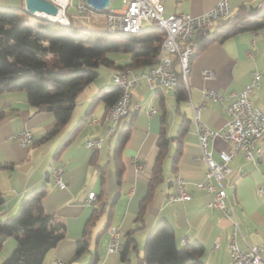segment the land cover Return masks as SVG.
I'll use <instances>...</instances> for the list:
<instances>
[{
    "label": "crops",
    "instance_id": "crops-1",
    "mask_svg": "<svg viewBox=\"0 0 264 264\" xmlns=\"http://www.w3.org/2000/svg\"><path fill=\"white\" fill-rule=\"evenodd\" d=\"M24 1L0 0V4L17 7L24 6ZM53 1L76 26L107 30L106 11L82 10L80 2L86 0ZM218 1L163 0L164 13L199 14ZM229 1L234 15L241 6H257L264 0ZM227 20L219 19L215 26ZM111 58L116 64L129 62L126 55ZM102 67V73L99 70L98 77L80 93L71 119L48 138L46 134L56 125L53 112L38 110L30 103L26 90L0 94V194L4 198L0 218L15 215L22 197L45 185L44 210L65 224L66 234L47 251L43 264H86L94 253L99 257L97 264H143L146 238L162 220L173 226L178 247L199 242L205 247L201 256L205 264H230L231 222L210 205L211 195L197 186L205 176L207 164L201 159L192 103L201 102L205 88L218 90L225 96L223 101L208 100L202 118L212 128H226V106L252 82L254 71L264 70V28L245 30L222 41L207 43L192 59L186 99L179 100L174 87L151 90L146 79L139 78V85L132 91L129 113L112 130L106 119L107 103L94 99L100 90L113 87L112 71L116 68ZM204 70L213 73L205 75ZM250 97L264 109V73ZM151 109L155 111L150 113ZM92 117L96 119L94 122L90 121ZM24 128L33 134L30 145L13 138L15 132ZM162 130L169 138L161 158L163 180L147 197L154 167L163 152L159 143ZM122 132H128V136L121 144ZM69 136L71 140L60 148ZM89 139H100V146L88 147ZM230 146L229 142L216 138L212 144L213 157L219 160L220 150H228ZM256 146L264 152V132ZM255 157L257 161L245 158L241 152L234 156L225 184L240 223L241 233L237 237L240 248L260 245L264 258V161L258 151ZM55 166L64 169V187L55 183L52 175ZM176 173L188 180L190 201L170 199L176 192L173 179ZM89 191L98 196L92 205L85 204ZM95 210L100 213L90 228L89 247L75 255L77 240L83 236ZM107 225L120 228L121 248L117 252L107 250ZM130 231L132 244H129ZM15 247L16 239L9 237L0 251V262Z\"/></svg>",
    "mask_w": 264,
    "mask_h": 264
},
{
    "label": "trees",
    "instance_id": "trees-1",
    "mask_svg": "<svg viewBox=\"0 0 264 264\" xmlns=\"http://www.w3.org/2000/svg\"><path fill=\"white\" fill-rule=\"evenodd\" d=\"M261 28H264V1L257 6L243 5L225 23L197 33L198 52L213 40L222 41L239 32ZM163 37L164 31L151 25L138 32L111 33L78 27L72 20L69 24H62L58 20L31 14L23 5L0 4V94L26 90L30 103L38 110L53 112L56 125L46 134L45 138H48L71 119L80 93L98 77L102 66L145 71L156 63ZM113 51L127 53L129 62L116 64L109 56ZM174 88L179 100L186 99L187 89L182 79ZM120 94V87L113 85L100 90L94 102L101 99L110 105ZM127 136L128 132H122L119 142L122 144ZM168 139L162 130L159 143L163 152L154 167L147 197L163 180L161 158ZM70 140L69 136L60 148ZM46 191L45 185L30 190L22 197L15 215L0 218V251L9 237L16 239V247L0 264H43L47 251L65 237V224L44 210L42 198ZM3 201L0 194V204ZM99 213L94 211L83 236L77 240L75 255L88 249L90 228ZM131 234L132 231L128 232L129 244L134 242ZM133 247H136L135 243ZM204 252L205 247L199 242L178 247L173 226L162 220L146 238L144 262L205 264L201 259ZM98 260L94 253L86 264H97Z\"/></svg>",
    "mask_w": 264,
    "mask_h": 264
},
{
    "label": "built area",
    "instance_id": "built-area-1",
    "mask_svg": "<svg viewBox=\"0 0 264 264\" xmlns=\"http://www.w3.org/2000/svg\"><path fill=\"white\" fill-rule=\"evenodd\" d=\"M113 1L110 0V5L106 10L107 31L111 33L138 32L144 26L151 25L161 28L164 31V37L159 47L156 63L147 70L134 73L129 68H116L112 71L113 83L120 87L121 94L116 101L108 105L106 110V119L111 124V130L129 113L132 91L139 85V78L144 77L148 88L155 91L174 87L179 79H182L188 88L192 57L198 52L200 46L197 33L210 30L217 20L230 18L233 15L229 0H219L213 7L199 14H165L163 0H122V7L118 10L111 7ZM79 6L88 13L95 10L84 1H81ZM60 10H62L61 7ZM63 15L58 21L62 24H69V18L64 12ZM249 54L252 55L251 52ZM204 73L211 75L213 72L204 70ZM263 73L264 70L254 71L252 82L238 91L236 97L226 106L228 120L223 130L210 127L202 118V110L206 102L208 100L222 102L225 97L223 94L214 88H205L201 102L192 103V119L199 138L201 159L207 164L205 176L197 182V186L211 195L210 205L219 209L223 216L231 222L230 264H264L261 254L262 246L254 244L249 245L247 249H242L237 242V237L241 233L240 223L236 215L235 204L225 184L231 171L230 162L238 153L241 152L249 160L257 161L255 151H258L264 161V152L256 146L257 140L264 132V109L255 105L250 97L251 91L258 85ZM154 111L151 109L150 113ZM95 120L94 117L90 119L91 122ZM13 138L24 145H30L33 142V134L28 128L15 132ZM216 138H222L231 144L228 150H220L219 160L213 157L212 144ZM86 144L90 148H97L101 141L100 139H89ZM63 173L62 166H55L52 169L55 183L60 187L65 186ZM173 179L176 192L169 196L170 199L190 201L192 194L188 180L180 173H176ZM97 201L96 192L89 191L85 204L92 205ZM107 233V250L109 252L119 251L121 248L120 228L111 225Z\"/></svg>",
    "mask_w": 264,
    "mask_h": 264
},
{
    "label": "water",
    "instance_id": "water-1",
    "mask_svg": "<svg viewBox=\"0 0 264 264\" xmlns=\"http://www.w3.org/2000/svg\"><path fill=\"white\" fill-rule=\"evenodd\" d=\"M86 3L94 9L105 11L110 5V0H86ZM24 9L31 14L46 12L48 14L57 15L60 12L59 5L53 0H25Z\"/></svg>",
    "mask_w": 264,
    "mask_h": 264
},
{
    "label": "rangeland",
    "instance_id": "rangeland-1",
    "mask_svg": "<svg viewBox=\"0 0 264 264\" xmlns=\"http://www.w3.org/2000/svg\"><path fill=\"white\" fill-rule=\"evenodd\" d=\"M111 6L115 7V8H120L122 7V0H114L112 3H111ZM100 30L104 29V28H99ZM120 55H123V56H129L127 53H124V52H110L109 53V56L111 57H114V56H120ZM102 69L103 67L100 69V72L102 73ZM11 239V238H10ZM13 240V238H12Z\"/></svg>",
    "mask_w": 264,
    "mask_h": 264
},
{
    "label": "bare ground",
    "instance_id": "bare-ground-1",
    "mask_svg": "<svg viewBox=\"0 0 264 264\" xmlns=\"http://www.w3.org/2000/svg\"><path fill=\"white\" fill-rule=\"evenodd\" d=\"M35 14L38 16H45V17H48V18L53 19V20L60 19V18H62V16H64L61 10L57 15L48 14L46 12H36Z\"/></svg>",
    "mask_w": 264,
    "mask_h": 264
}]
</instances>
